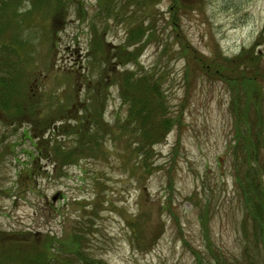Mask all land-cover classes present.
<instances>
[{
  "label": "rangeland",
  "instance_id": "374dc122",
  "mask_svg": "<svg viewBox=\"0 0 264 264\" xmlns=\"http://www.w3.org/2000/svg\"><path fill=\"white\" fill-rule=\"evenodd\" d=\"M132 22L149 30L140 71L162 78L176 121L154 147L149 171L128 126H116L129 106L112 77L139 67H119ZM251 49L264 62V0H0V67L18 70L21 94L33 98L41 122L63 128L56 139L64 151L90 139L72 165L58 168L41 154L36 161L38 141L25 137L28 112L18 118L23 126L0 117V231L67 240L79 225L83 246L107 264H199L196 253L200 264H264L244 255L224 79L225 69L242 71ZM201 57L214 66L200 65ZM86 117L109 126L74 135Z\"/></svg>",
  "mask_w": 264,
  "mask_h": 264
},
{
  "label": "trees",
  "instance_id": "16d2710c",
  "mask_svg": "<svg viewBox=\"0 0 264 264\" xmlns=\"http://www.w3.org/2000/svg\"><path fill=\"white\" fill-rule=\"evenodd\" d=\"M62 6L63 4L59 6V9L62 10ZM178 13L177 6V13H174L173 17L176 30L180 28V24H177ZM128 31L127 41L120 47L119 65L139 66V57L146 48V43L143 41L149 38L147 34L149 30L144 24L132 22ZM153 37L155 39L156 34ZM189 49V46H185L184 52H188ZM246 53L247 61L239 66L242 71L234 74L233 69H225L224 71L228 74L224 75V79L232 92L231 106L236 125L232 148L233 171L236 187L242 196L240 198L245 209L242 222L246 241L244 255L247 259L255 256L264 259V62L256 60L254 49ZM196 54V56L199 55L197 52ZM236 60L227 63L234 65ZM199 64H206V67L212 68L215 63L208 64L206 59L201 57ZM10 68L11 73L0 67V117L3 116L7 121L15 122L10 126L18 123H20L19 126H23L18 118L28 112L30 115L25 120H29L27 123L31 125V130L25 131L28 134H25V137H29L32 132L38 141L35 146L40 148V153L36 161L41 159L39 157L41 154L45 161H52L58 168L72 165L77 160L76 152L90 148V139L84 137L80 146L64 151L61 143L56 139L61 135L62 127L48 126V123L41 122L37 115L38 106L32 101L33 98L28 99L21 94L25 92V89L20 84L18 70L11 66ZM140 70L139 66L136 71L116 73L112 77L113 83L120 84L121 96L129 106L125 121L116 126H128L126 131L133 139L131 144L133 152L136 153L142 168L149 171L153 168V165L150 166L148 162L154 147L164 141L176 121L168 114V106L161 92L162 78L157 81L154 76L143 74ZM238 72L241 73L238 74ZM215 74L221 75L220 70L215 71ZM234 75L240 78H235ZM75 126L78 127L74 135H79L85 133V126L109 125L96 123L94 119L86 117L85 121L79 120ZM61 131L63 132V128ZM111 133H113L112 130ZM126 136L129 138V135ZM135 227L132 225L133 229ZM72 232L67 240H60L50 234L44 239H38L31 233L12 234L0 231V264H107L103 260L94 259L88 252L90 249L83 246L86 243V237L81 226L73 228ZM208 249L218 263L224 260L221 255L214 252L211 244ZM196 257L200 264L201 259L197 253Z\"/></svg>",
  "mask_w": 264,
  "mask_h": 264
}]
</instances>
